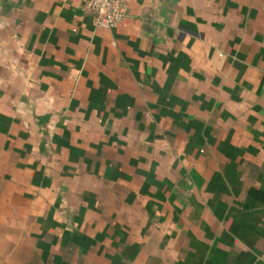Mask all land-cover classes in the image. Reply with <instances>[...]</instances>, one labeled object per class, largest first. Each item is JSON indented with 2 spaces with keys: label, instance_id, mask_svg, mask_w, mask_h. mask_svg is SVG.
I'll return each mask as SVG.
<instances>
[{
  "label": "crops",
  "instance_id": "crops-1",
  "mask_svg": "<svg viewBox=\"0 0 264 264\" xmlns=\"http://www.w3.org/2000/svg\"><path fill=\"white\" fill-rule=\"evenodd\" d=\"M0 0V264H264V0Z\"/></svg>",
  "mask_w": 264,
  "mask_h": 264
},
{
  "label": "built area",
  "instance_id": "built-area-1",
  "mask_svg": "<svg viewBox=\"0 0 264 264\" xmlns=\"http://www.w3.org/2000/svg\"><path fill=\"white\" fill-rule=\"evenodd\" d=\"M85 3L97 28L113 30L127 16L126 0H85Z\"/></svg>",
  "mask_w": 264,
  "mask_h": 264
}]
</instances>
